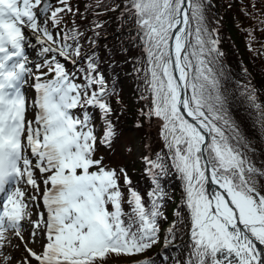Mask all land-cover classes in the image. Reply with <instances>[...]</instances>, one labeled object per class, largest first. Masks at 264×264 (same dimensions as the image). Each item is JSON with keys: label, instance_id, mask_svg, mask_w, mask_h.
<instances>
[{"label": "snow or ice", "instance_id": "obj_1", "mask_svg": "<svg viewBox=\"0 0 264 264\" xmlns=\"http://www.w3.org/2000/svg\"><path fill=\"white\" fill-rule=\"evenodd\" d=\"M59 5L53 8L46 0H0V247L10 233L38 264H109L112 255L143 254L160 242L162 205L153 200L148 208L141 195L129 189L131 213L123 211L119 179L123 175L125 184H130L127 174L123 168L119 173L107 168L96 156L98 144L112 150L118 138L104 77L95 58L88 55L86 83H75L56 57L73 64L85 58L79 43L82 34L75 28L54 34L38 23L39 13L45 11L56 26L63 13L78 14L69 0H59ZM126 11L136 18L148 57L153 108L146 115L163 120L173 166L185 182L184 204L193 240L187 264H264V190L257 187V177H264V171L251 163L238 129L225 119V99L213 67L222 53L212 35L215 30L203 23L202 4L128 0ZM28 29L47 45L41 52L51 53L50 59L38 64L29 60ZM29 78L36 92L31 105L24 91ZM189 88L191 95L185 92ZM249 100L264 127V107L255 103L254 95ZM30 106L34 120L27 119ZM88 106L101 113L99 139L93 117L85 110ZM73 110H83L82 115ZM217 121H223L232 134H226ZM148 164L150 169H163L158 161ZM36 171L45 185L46 212L39 213L31 233L33 239L45 235L40 253L27 248L22 235L23 221L31 215L28 201L36 197L26 200L21 185L39 192ZM149 196L162 201L166 194L157 183ZM172 232L169 229L163 238L165 247Z\"/></svg>", "mask_w": 264, "mask_h": 264}, {"label": "trees", "instance_id": "obj_2", "mask_svg": "<svg viewBox=\"0 0 264 264\" xmlns=\"http://www.w3.org/2000/svg\"><path fill=\"white\" fill-rule=\"evenodd\" d=\"M199 2L202 4L203 23L210 31L215 30L212 35L219 40L218 48L222 53L213 67L220 80V93L225 99V119L234 124L242 143L248 146L242 149L248 159L257 170L264 171V127L259 121L258 109L249 100V95H254L255 103L264 107V0ZM69 3L73 12L78 14L63 13V21L56 26L48 11L45 24L54 34L66 33L73 28L82 34L79 43L85 58L73 64L58 55L56 57L73 74L75 83H86L88 55L95 58L104 77L105 87L109 90L107 99L112 108L111 119L118 138L112 150L98 144L96 156L103 158L107 168L118 173L123 168L127 174L130 184H125L123 175L119 179L122 209L131 213L132 205L128 203L131 189L141 195L148 208L156 200L162 205V212L165 200L171 202V213L158 217L160 236L168 233L161 232L168 218L173 216L175 219L171 228L173 232L168 236L171 248L160 252L155 248L156 244L143 254L112 255L109 264H136L145 260H150V264H187L193 240L189 210L184 204L185 182L173 166L172 153L163 133V120L146 115L153 108L152 92L147 83L150 78L148 57L145 43L140 38L141 30L134 27L136 18L126 11L128 0H69ZM47 4L53 8L60 6L59 0H49ZM97 24L99 28L95 27ZM195 27V22H192L193 30ZM51 55L47 53L44 60L50 59ZM186 93L191 95V89H186ZM85 110L93 117L99 139L103 134L101 113L92 106ZM73 111L82 115L83 110ZM217 123L225 128L226 134H232L223 121ZM136 147L139 154L134 156ZM149 160L158 161L163 169H150ZM257 180V187L264 190V177H257ZM157 183L166 194L162 201L149 196Z\"/></svg>", "mask_w": 264, "mask_h": 264}, {"label": "rangeland", "instance_id": "obj_3", "mask_svg": "<svg viewBox=\"0 0 264 264\" xmlns=\"http://www.w3.org/2000/svg\"><path fill=\"white\" fill-rule=\"evenodd\" d=\"M49 0H46V3ZM48 14V11L39 13L38 16V23L41 24L42 27H46L45 25V19ZM134 27H138L135 25ZM126 29L125 31H127ZM30 32V33H29ZM28 34H26L27 37V43L29 46H26L25 48V54L29 57V60L32 62V64H37L38 61H40L42 58H44V55L46 53L41 52L42 47H46L47 45H41L40 42L37 41L35 38V41H33L30 37H32L33 32L32 30L28 29ZM107 36H104L106 38ZM90 51V50H89ZM88 51V52H89ZM85 55V53L83 54ZM82 55V56H83ZM34 83V80L32 78H29V81L27 84L24 85V91L25 95L29 100V105H31L32 99L35 98L36 92L33 87L30 85ZM27 119L34 120V111L32 110L31 106L29 107V110L27 112ZM139 149L136 147L134 148V156L139 154ZM35 176L38 178L37 182L40 187V191L37 192L31 185L23 184L21 185L22 189L25 191V199L27 200L28 197L35 196V201H28L29 202V212L31 215L29 217H26L23 221V229H22V235L24 237V240L27 241V245L31 246L38 251H43V246L47 242L45 235L43 233L38 234L35 239L32 238L31 233L34 230V221L39 219V213L46 212L43 202H42V193L45 188V185L43 183V177H41V174L36 171ZM15 186V185H14ZM171 202L165 200L164 209L162 213L164 215L171 213L170 211V204ZM175 222V219L173 216L169 217L167 222L162 225L161 232L165 234L169 229L173 227V224ZM9 236V240L3 242V246L0 247V264H25L26 259L30 260L31 264H38L35 260H33L30 255L25 250L24 244L17 239L15 236H12L10 233L7 234ZM164 236H161V240L155 248H160V246L164 245ZM170 243V241H169ZM171 244V243H170ZM3 257H9L10 259L8 261H5ZM172 261V259H170Z\"/></svg>", "mask_w": 264, "mask_h": 264}, {"label": "bare ground", "instance_id": "obj_4", "mask_svg": "<svg viewBox=\"0 0 264 264\" xmlns=\"http://www.w3.org/2000/svg\"><path fill=\"white\" fill-rule=\"evenodd\" d=\"M28 32V30H26V34H28L27 33ZM30 33V32H29ZM36 33H33V35H32V37H30L33 41H35V38H36ZM38 41V40H37ZM38 42H40V41H38ZM173 44H174V41L172 42ZM26 51V50H25ZM173 51H174V49H173ZM173 59H174V56H173ZM211 189H218V186H217V188L216 187H214L213 186V188H211Z\"/></svg>", "mask_w": 264, "mask_h": 264}, {"label": "water", "instance_id": "obj_5", "mask_svg": "<svg viewBox=\"0 0 264 264\" xmlns=\"http://www.w3.org/2000/svg\"><path fill=\"white\" fill-rule=\"evenodd\" d=\"M127 31H129V29ZM176 75L178 76V73H176ZM185 92H186V90H185ZM186 118H188V117H186ZM188 119L190 120L191 118H188ZM213 186L217 188V185H208V187L210 189L213 188ZM217 190H219V189H217Z\"/></svg>", "mask_w": 264, "mask_h": 264}]
</instances>
